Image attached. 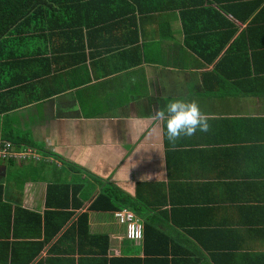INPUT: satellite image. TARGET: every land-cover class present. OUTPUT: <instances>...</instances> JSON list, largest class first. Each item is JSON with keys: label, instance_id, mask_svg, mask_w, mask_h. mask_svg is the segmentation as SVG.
I'll use <instances>...</instances> for the list:
<instances>
[{"label": "crops", "instance_id": "crops-1", "mask_svg": "<svg viewBox=\"0 0 264 264\" xmlns=\"http://www.w3.org/2000/svg\"><path fill=\"white\" fill-rule=\"evenodd\" d=\"M204 6L216 17L234 9L236 31L212 19L190 38L173 0H97L48 25L58 32L19 43L24 57L0 60V86L9 85L0 91V235L11 262L24 264L30 235L46 240L30 212L66 221L33 264H104L81 259L89 236L108 237V257L121 264H172L174 252L195 264H264V0L191 9ZM177 98L196 101L210 130L173 148L148 117ZM122 211L158 230H146L147 246L127 239ZM57 251L74 252L75 263Z\"/></svg>", "mask_w": 264, "mask_h": 264}, {"label": "trees", "instance_id": "trees-1", "mask_svg": "<svg viewBox=\"0 0 264 264\" xmlns=\"http://www.w3.org/2000/svg\"><path fill=\"white\" fill-rule=\"evenodd\" d=\"M214 2L218 3L219 0H213ZM88 3L92 5L93 3H96L97 0H0V60H7L10 59L13 61V63L16 61L18 57H24L25 54L29 53H23L19 55V52H16L17 45L23 41H31L36 35L41 34L42 31H53L58 32L56 30V27L54 25L48 26L51 22L58 21L61 17H64L67 13L71 16V19L73 17L72 15V7L78 6L83 3ZM173 3H175V6L181 10V14L183 16L184 21V28L186 29V35L187 37H192L196 31H200L199 37L202 38L205 32L208 29H211L208 26V21L215 19L217 21H223L224 23H227L231 25L232 32H235V25L231 21L234 19L230 18L227 13H231L236 19H240V16L234 11V9L229 8V11L223 12L220 11H214V13L219 16H213L209 9L198 10L193 11L191 8L196 9L199 8L200 5H203L204 0H173ZM186 6V7H185ZM185 7V8H182ZM76 11V10H75ZM71 12V13H70ZM66 21L64 24H60L59 27L61 30H64V27H67L68 21L70 20L69 16L64 18ZM200 22V28L197 27V23ZM234 22V21H233ZM219 26H216L215 28H218ZM200 48V47H199ZM194 50H197L194 48ZM6 51L7 55H6ZM16 64L15 67H18ZM11 65V64H10ZM1 70V68H0ZM3 76L1 75L0 78ZM12 84V83H11ZM10 84V85H11ZM9 85L0 86V91L2 88H7ZM6 110H2L0 114H2ZM5 194V188L3 186H0V222L7 225L5 221L6 219V213L4 211V208H6L5 204L3 203V199ZM63 214H57L53 215L51 213H47L45 219H43L38 214L27 212V216L31 218L32 224H36V229L39 231L41 229V225L44 222L46 227V240L41 241L42 237L41 235L32 234L29 236V240L31 242H27L26 246V252L23 256L20 257V260L24 262V264H33L35 261H38L41 259L42 251L46 245H48L50 242H52L55 238L59 237L60 234L63 232L66 221H61L58 216ZM88 218H83L79 222V236H80V242L81 244V236L83 234L88 235L89 229H88ZM10 223V222H9ZM86 227L85 230H81V227ZM146 230L147 232L150 230H155L152 225L147 224L145 222ZM50 227L52 228L53 232L50 235ZM3 226L0 224V231L4 232ZM17 229V228H16ZM158 231V230H155ZM160 233V232H159ZM17 237V235H14ZM4 234L0 235V264H15L17 262V258L13 256L12 262L10 261V242L5 239ZM68 234H65L63 236V239L59 242V246L62 245L67 239ZM145 245L147 246L148 242L147 236H145ZM5 239V240H4ZM165 241H168V239L165 237L164 234L160 233L159 239L156 240L158 245H163ZM88 243L90 247L92 248L89 252L87 251H80L81 259H96V261L103 262L104 264H121L118 260H110L108 255L110 251V240L108 237L105 236H97V237H90L88 238ZM15 246H18L19 244H14ZM58 261L60 262H70L75 263L76 259L74 258V252H66L64 251H57ZM168 254L166 251H161L158 253V256H165ZM174 259L172 260V264H195V261L193 258L189 256H185L184 253H176L174 252ZM14 255V254H13ZM146 255L150 256L152 255L150 251L147 250ZM52 259H48L44 264H49V261ZM84 261V260H83ZM95 261V260H94ZM154 261H160V260H153L152 258L146 259V262H154ZM110 262V263H109ZM166 262V261H165ZM194 262V263H193ZM138 264H141V261L137 262ZM41 264V262L39 263Z\"/></svg>", "mask_w": 264, "mask_h": 264}, {"label": "clouds", "instance_id": "clouds-1", "mask_svg": "<svg viewBox=\"0 0 264 264\" xmlns=\"http://www.w3.org/2000/svg\"><path fill=\"white\" fill-rule=\"evenodd\" d=\"M148 119L159 122L166 129V138L173 148L184 137H192L197 131L210 130V117L201 112L194 100L172 99L164 108H157Z\"/></svg>", "mask_w": 264, "mask_h": 264}, {"label": "built area", "instance_id": "built-area-1", "mask_svg": "<svg viewBox=\"0 0 264 264\" xmlns=\"http://www.w3.org/2000/svg\"><path fill=\"white\" fill-rule=\"evenodd\" d=\"M7 150L0 149V156ZM116 220L126 228L127 239L135 243H143L145 240L146 226L143 220L129 211L116 213Z\"/></svg>", "mask_w": 264, "mask_h": 264}]
</instances>
